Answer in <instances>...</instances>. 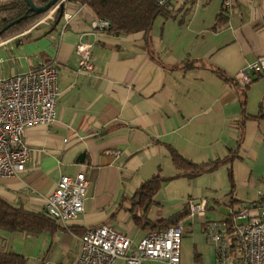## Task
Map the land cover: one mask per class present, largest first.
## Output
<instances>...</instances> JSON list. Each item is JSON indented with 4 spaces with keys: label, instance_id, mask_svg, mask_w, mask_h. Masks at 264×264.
I'll return each instance as SVG.
<instances>
[{
    "label": "crops",
    "instance_id": "crops-1",
    "mask_svg": "<svg viewBox=\"0 0 264 264\" xmlns=\"http://www.w3.org/2000/svg\"><path fill=\"white\" fill-rule=\"evenodd\" d=\"M74 3L67 19L0 39V78L47 62L59 70L56 120L25 127L29 157L22 171L0 178V198L43 213L58 178L83 171L84 209L51 231L0 229V253L17 252L26 264H74L80 235L67 226L105 225L135 245L149 227L174 223L182 227L179 264H215L207 223L248 205L264 211V103H249L256 84L264 93V73L246 68L264 56V0H168L147 37L95 33L93 11ZM79 43L91 44L90 73L79 70ZM240 69L250 78L244 85L235 81ZM172 151L215 167L184 175ZM155 174L165 180L146 205H135L148 221L138 225L131 198ZM189 203L204 204L203 213Z\"/></svg>",
    "mask_w": 264,
    "mask_h": 264
},
{
    "label": "built area",
    "instance_id": "built-area-1",
    "mask_svg": "<svg viewBox=\"0 0 264 264\" xmlns=\"http://www.w3.org/2000/svg\"><path fill=\"white\" fill-rule=\"evenodd\" d=\"M168 0H156L163 6ZM60 4L62 16L69 18L76 3L59 0L36 23L53 21ZM90 30L106 31L109 21L95 17ZM91 44L79 43L76 53L79 70L90 73L94 69ZM246 68L264 73V56L248 63ZM58 67L54 62L0 78V178L16 175L25 168L29 148L24 139V129L33 124L49 125L56 120L55 102L58 94ZM235 81L244 85L250 81L245 69H240ZM115 157L118 149H108ZM89 184L83 171L74 175H61L53 191L46 198L45 213L65 225L84 209V199ZM204 204L189 203L192 212L203 213ZM229 221L208 222L206 233L215 249V264H264V211H230ZM182 227L172 225L162 230L146 232L135 245L128 236L105 225L87 228L80 235V248L74 264H144L145 260H161L179 264Z\"/></svg>",
    "mask_w": 264,
    "mask_h": 264
},
{
    "label": "trees",
    "instance_id": "trees-1",
    "mask_svg": "<svg viewBox=\"0 0 264 264\" xmlns=\"http://www.w3.org/2000/svg\"><path fill=\"white\" fill-rule=\"evenodd\" d=\"M3 0H0V3ZM10 0H8L9 2ZM36 5H42L47 0H31ZM86 4L90 7L96 17L105 18L109 21V28L107 32H112L117 35L127 34L136 31H144V36L147 37L150 26L153 20V14L160 10V6L156 4V0H69ZM0 30L8 23L25 13L27 16L21 19L18 23L6 27L0 33V39L6 38L9 34L16 33L23 28H26L35 19L39 18L43 13H32L27 11V6L23 0L10 1L8 7L0 6ZM7 7V8H6ZM5 18L3 20V11ZM57 18V14L53 21ZM224 21V18L218 17L217 23ZM5 22L7 24H5ZM173 164L182 171V174L187 176H195L201 173L210 172L215 167V161H206L202 163H195L183 157L177 151L171 152ZM165 180L158 174L145 180L140 187L136 190L131 198L132 216L138 225L147 226L148 221L136 216L134 213L135 205H146L152 195L159 189L161 183ZM171 225H174L172 223ZM169 225V226H171ZM62 226L53 218L49 217L45 211L36 212L25 209L23 207H15L0 198V229L6 231H31L39 232L43 230H55ZM168 225L156 228L151 226L147 232L152 230H162L169 227ZM147 228V227H146ZM67 229L74 233L82 235L85 229L81 231L76 230L74 227L67 226ZM0 264H26L25 258L13 251L0 253Z\"/></svg>",
    "mask_w": 264,
    "mask_h": 264
},
{
    "label": "rangeland",
    "instance_id": "rangeland-1",
    "mask_svg": "<svg viewBox=\"0 0 264 264\" xmlns=\"http://www.w3.org/2000/svg\"><path fill=\"white\" fill-rule=\"evenodd\" d=\"M10 1H14V0H10ZM9 1V2H10ZM9 2H8V0H3L1 3H0V6H7L8 7V5H9ZM6 7V8H7ZM0 8H2V7H0ZM51 9V8H50ZM49 9V10H50ZM3 11V10H2ZM48 12V10L47 11H45L44 13H43V15H41L39 18H37V19H35L31 24H29L26 28H23L22 30H20V31H18V32H16V33H13V34H9L8 36H6V37H9V36H14V35H16V34H21V33H23V32H25L26 30H28L32 25H34V24H36L46 13ZM3 16V18H5V12L3 11V14H2ZM260 88H261V85H259V84H256L254 87H253V89L250 91V99H249V103H250V106H251V102H258V101H262V103H264V93H262V92H260ZM245 89V88H244ZM249 92V91H248ZM258 94H259V96H258ZM256 95H257V97H256ZM250 205H248V206H246V207H242V211L243 212H245V211H247L248 209L247 208H251V206L249 207Z\"/></svg>",
    "mask_w": 264,
    "mask_h": 264
},
{
    "label": "water",
    "instance_id": "water-1",
    "mask_svg": "<svg viewBox=\"0 0 264 264\" xmlns=\"http://www.w3.org/2000/svg\"><path fill=\"white\" fill-rule=\"evenodd\" d=\"M25 3L28 6V11L33 12V13H44L45 11L49 10L50 8H52L59 0H47L44 4L42 5H35L31 0H24ZM62 11H63V7L60 4L58 11H57V18L56 21H59V19L61 18L62 15ZM25 14L22 15L21 17H18L12 21H10L6 26H4V28H2L0 30V33L2 32V30H4L6 27L15 24L17 22H19L21 19L25 18Z\"/></svg>",
    "mask_w": 264,
    "mask_h": 264
},
{
    "label": "flooded vegetation",
    "instance_id": "flooded-vegetation-1",
    "mask_svg": "<svg viewBox=\"0 0 264 264\" xmlns=\"http://www.w3.org/2000/svg\"><path fill=\"white\" fill-rule=\"evenodd\" d=\"M24 1V0H23ZM24 3H25V1H24ZM34 3V2H33ZM26 4V3H25ZM35 4V3H34ZM36 5V4H35ZM26 6H27V4H26ZM38 6V5H37ZM27 11H28V6H27ZM28 12H30V11H28ZM33 13V12H32ZM25 15L27 16V14L25 13ZM3 20H4V18H3ZM7 23H9V22H7ZM6 22H5V24H7ZM18 23V22H17Z\"/></svg>",
    "mask_w": 264,
    "mask_h": 264
}]
</instances>
